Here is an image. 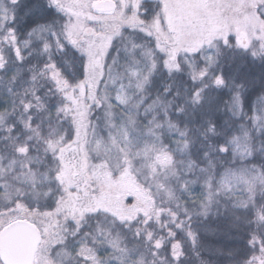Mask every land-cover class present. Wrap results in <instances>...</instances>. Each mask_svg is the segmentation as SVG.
<instances>
[{
  "label": "snow or ice",
  "instance_id": "6c2138e0",
  "mask_svg": "<svg viewBox=\"0 0 264 264\" xmlns=\"http://www.w3.org/2000/svg\"><path fill=\"white\" fill-rule=\"evenodd\" d=\"M0 264H264V0H0Z\"/></svg>",
  "mask_w": 264,
  "mask_h": 264
}]
</instances>
